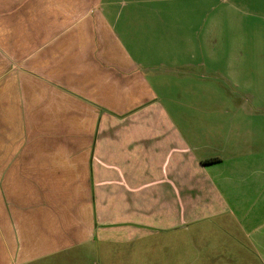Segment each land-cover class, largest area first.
<instances>
[{
  "label": "crops",
  "instance_id": "1",
  "mask_svg": "<svg viewBox=\"0 0 264 264\" xmlns=\"http://www.w3.org/2000/svg\"><path fill=\"white\" fill-rule=\"evenodd\" d=\"M185 1L0 0V264L161 231L170 256L180 240L264 264V107L223 104L219 46Z\"/></svg>",
  "mask_w": 264,
  "mask_h": 264
},
{
  "label": "rangeland",
  "instance_id": "2",
  "mask_svg": "<svg viewBox=\"0 0 264 264\" xmlns=\"http://www.w3.org/2000/svg\"><path fill=\"white\" fill-rule=\"evenodd\" d=\"M181 8L191 11L198 9L204 16L201 18L203 22L199 24V27L204 29L205 24L209 31L205 41L210 45L214 42L219 46L218 58L223 60L226 73V80L221 88L228 91V96H233H225L223 104H234V107L238 104L247 109L250 108L249 106L264 107V0H187ZM244 60L245 63H243ZM234 64L237 66L234 67ZM230 75H234L236 80ZM245 87L248 88L249 93L246 92ZM171 99L175 109L184 112L190 97L175 96ZM244 112L245 109L242 110L241 115L245 114ZM259 114L261 113L251 114L255 116L251 120L257 123ZM161 233L165 234L160 235L161 237L156 240L145 239L134 244V250L123 249L132 247L131 245L117 247L107 245L106 250L108 248L109 253L107 252L106 257L103 254L101 256L103 250L100 245L91 243L89 246H82L80 264H170V262L173 264H227L229 257L220 258L216 250L209 253L212 256L208 257H203L200 252H191L188 258L186 254L180 253L183 252L178 245H182L180 240L174 248L175 254L170 256V248L168 245L165 246L166 239L168 235L173 236L175 232L161 231ZM174 238L177 239L176 234ZM231 240L232 238L229 237L228 242ZM136 248L139 251L135 250ZM114 251L117 252V256H113ZM127 252L129 256H123Z\"/></svg>",
  "mask_w": 264,
  "mask_h": 264
}]
</instances>
